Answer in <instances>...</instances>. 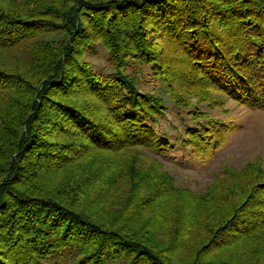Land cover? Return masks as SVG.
Masks as SVG:
<instances>
[{"label": "trees", "instance_id": "obj_1", "mask_svg": "<svg viewBox=\"0 0 264 264\" xmlns=\"http://www.w3.org/2000/svg\"><path fill=\"white\" fill-rule=\"evenodd\" d=\"M163 36L195 64L190 84L264 107V0H0V264H234L183 262L148 227L116 226L85 201L112 166L96 164L92 151L168 147L153 126L161 97L125 72L140 62L163 75L168 55L154 44ZM98 44L114 65L105 74L84 58ZM188 134L209 142L197 128ZM69 169L73 176L47 186L44 176ZM260 190L264 175L203 247L263 228Z\"/></svg>", "mask_w": 264, "mask_h": 264}, {"label": "rangeland", "instance_id": "obj_2", "mask_svg": "<svg viewBox=\"0 0 264 264\" xmlns=\"http://www.w3.org/2000/svg\"><path fill=\"white\" fill-rule=\"evenodd\" d=\"M154 44L163 46L161 54L172 56L162 62L171 73L166 74L164 66L158 69L165 71L163 75H156L151 64L140 62L130 63L125 72L140 90L161 97L162 112L153 126L169 140L168 147L155 151L133 145L114 152L92 151L101 157L96 164L110 162L112 166L101 170L98 181L87 186L85 201L102 220L116 226L126 222L148 227L153 238L183 262L202 255L212 263L264 264V227L218 250L203 247L232 205L264 175V107L248 106L222 90L190 84L189 71L195 65L190 64L191 58L183 56L177 43L166 36L156 38ZM84 58L96 71L114 70L101 44ZM190 127L207 134L209 142L192 143ZM73 172L69 169L43 178L52 187ZM262 193L256 197L260 207L264 206Z\"/></svg>", "mask_w": 264, "mask_h": 264}]
</instances>
